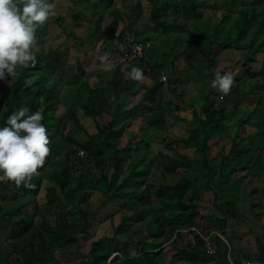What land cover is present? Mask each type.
Returning a JSON list of instances; mask_svg holds the SVG:
<instances>
[{
    "label": "trees",
    "instance_id": "obj_1",
    "mask_svg": "<svg viewBox=\"0 0 264 264\" xmlns=\"http://www.w3.org/2000/svg\"><path fill=\"white\" fill-rule=\"evenodd\" d=\"M81 1V7L98 16L95 20L97 29L91 34L100 37V23L106 10L111 8V1L99 0V6H96L97 2L93 0ZM151 3L150 21L152 28L157 31L156 35H152L149 29L139 32L133 29V22H130L128 31L121 30L119 37L123 40L125 38L127 46L124 54L128 52L130 43L150 42V47L144 55L129 61V66L130 69L134 65L141 66L144 69V77H149L152 83L149 85L142 80L135 81L131 78L119 81L118 74L123 68L121 62H117L109 72L99 69L93 83L90 79H80L74 87V96L66 101V104L69 107L81 105L85 115L95 119L97 136L89 134L86 140L75 139L67 132L69 123L65 122L60 132L50 139V147L52 153L59 149L60 145L54 141L58 136L71 147L64 152L62 158L52 159V162L43 167L44 171L39 169L40 174L33 177L35 188L25 187L23 184L17 186L11 181H0V216L17 215L16 223L21 230L28 233L34 229L40 238L38 245L31 242L27 250L23 251L21 258L26 264H41L47 254L55 252L58 242H78L77 236H70L67 232L68 220L78 218L87 222L90 215L97 214L108 204L116 202L121 203L120 212L128 209V205L133 202H137L138 207L123 214L121 222L114 226V236L99 238L98 246L88 252L85 264H109L110 260L111 264H180L177 261H183L185 254L190 250L196 253V258L191 259L192 264H221V260L228 262L229 244L222 241L220 236H213L212 239L220 238L223 246L210 254V241L202 238L194 228L204 235L218 231L225 236L230 219L242 218V211L237 207V203L241 194L240 188L244 187L245 176L235 175H240V172L248 169V173L253 176L257 165L261 169L264 168V68L254 70L250 64L256 60L258 53H264V9L255 4L254 0H216L215 5L223 6L227 13L217 22H213L200 18L199 0H152ZM171 4L176 12L181 13V17L172 20L166 18L165 14ZM113 13H117L119 20H124L118 9ZM53 19H56L67 38L74 35V31L69 30L66 25L65 17H51L37 31L40 42L47 40ZM117 21L110 23L108 34H102L105 41L103 49L117 50L122 54L123 50H118L114 43L118 31ZM126 34L129 36L125 37ZM159 37L163 39L162 46L157 41ZM172 41L170 53L169 46ZM186 42L190 43L188 48L195 53V71L202 75L205 91L188 100L180 98L182 104L192 106L193 114L191 118H182L189 122L190 127L189 134L179 141L184 147L200 152L201 158L196 160L180 151L174 156L160 155L162 159L159 165L167 173H181L182 180L213 192V206L206 213L199 210L194 195L185 200L180 182L157 184L147 183L145 180L143 190H127L121 187L120 181L122 175H125L124 180L146 177L150 168L159 160L158 156L150 157L148 154L155 137L154 131L168 130L167 115L170 107L175 105V109L180 110V106L173 101L166 103L163 94L155 93L150 111L134 115L141 119L137 129L139 137H132L125 144H121V135L126 131L127 125L135 121L129 116L136 108H144L148 94L162 82V77L174 73L177 51L185 49ZM228 49L246 52L241 67L244 73L242 76V71L234 73L231 92L240 89L241 94L230 112L226 101L231 92L223 95L218 89L211 87V80L216 71H230L228 64L218 58ZM35 53L37 63L24 67L21 72H17L16 77L9 75L12 81L7 87L3 88L0 80V98H3V105L0 101V126L7 123V117L17 108L29 107L26 98H31L30 105L40 106L44 114L43 122L52 133L58 127L56 107L61 103L59 88L70 74L66 72L62 77L56 76L46 54L41 51ZM107 75H111V78L105 83ZM182 82V78L175 81L169 79L167 84L175 94L177 85ZM93 88L99 90L100 99L115 103L112 119L106 123L99 120L102 112L95 105ZM139 95L138 100L133 103L132 100ZM252 101L253 110L245 122L250 123L257 131H248L244 136L238 132L232 142L231 151L219 147L220 139L225 135L230 136L227 121L236 115L240 105L251 106ZM72 117L73 121L82 127L79 119ZM121 121L123 124L119 123ZM140 150L144 154L133 157L132 153ZM81 151L85 154L81 155ZM129 160L131 162L125 168V163ZM45 178L51 179L61 191L49 196L48 202L54 203L57 208L62 205L75 207L62 216L60 230L50 225L45 218L23 211L21 197L10 200L3 197L7 191H15L18 194L19 190L24 198L35 197L39 194ZM231 181L236 183L230 185ZM90 190L100 191L104 195L95 210L86 198ZM202 197L197 199L201 200ZM111 217H114L113 214ZM137 221L145 224L148 235L146 238H115L126 233ZM184 229H188L186 232L192 236V240L185 244L184 248H179L178 240L184 238ZM114 239L119 243L116 248L119 255L112 258L115 252ZM15 252L7 250L1 253L0 264H4L3 259Z\"/></svg>",
    "mask_w": 264,
    "mask_h": 264
},
{
    "label": "rangeland",
    "instance_id": "obj_2",
    "mask_svg": "<svg viewBox=\"0 0 264 264\" xmlns=\"http://www.w3.org/2000/svg\"><path fill=\"white\" fill-rule=\"evenodd\" d=\"M93 1L97 2L99 0ZM110 1L111 8L106 10L104 19L100 23V37H96L91 34L95 31V29H97V23L95 20L98 18V16L93 15L90 10L81 7L83 5L81 0H54L57 12L54 17H65L66 25L68 26L69 30L74 31V35L67 38L64 30L58 25L56 19H53L51 22V30L47 34V40L40 42V40L37 38V43L34 46L33 51H41L46 54L54 74L60 77H62L66 72L70 74V77L67 78V81L64 80L59 88L61 103L56 107L58 127L53 130L50 135V139L60 132L61 127L65 122L69 123L67 132H69L70 135L75 139L83 141L89 137V134L97 136L98 132L95 119L85 115L81 105L76 104L69 107L66 104V101L70 100L74 96V87L76 83L82 78L90 79V82L92 83L95 82L97 76L94 75L99 68L103 69L104 64H111L112 67H114L117 62L123 63V68L118 74V80L123 81L124 79L129 78L127 73L130 71V62L127 61L125 54L122 51L125 50L127 45L125 38L123 40V38H120L119 36L121 30L128 31L130 22H133V29H137L139 32L149 29L152 35H156L157 31L152 28L150 21L152 0ZM215 2L216 0H199L198 11L200 18L217 22V20L227 13V9H225L223 6L217 7ZM254 3L262 6L264 9V0H254ZM95 5L99 6L100 3L97 2ZM115 9H118L122 13L124 18L123 21L118 19L119 17L116 15L117 13H113ZM180 14L181 13L176 12L174 5L171 4L165 15L167 19L172 20L175 17H181ZM113 21L118 22V31L114 37V43L118 46V50L121 49L122 54L117 50L108 51L103 49L105 41L102 39V34H108L111 29L110 23ZM190 23L189 29L191 27ZM126 36L129 35L126 34L125 37ZM157 39V41L161 43L160 46H162L163 39L161 37ZM172 43L173 41L170 43L169 50L172 49ZM189 44L190 43L186 42L184 44L186 48H181L177 51V68L174 70V73H172L171 76L166 75L165 77H162V82L158 86L154 87L153 90H151V92L148 94L144 108H136L132 115L129 116L130 118H134L135 121L132 122V124L127 125L126 131L121 135V144H125L132 137H139L140 135L137 129L140 125L141 119L134 115L143 111L146 113L150 111L155 93L163 94L166 103L173 101L174 104H178L180 106V110L175 109V105L170 107L169 113L167 115V121L169 124L168 130L154 131L155 137L152 141L150 149L148 150V154L150 157L158 156L157 158H159V160H157L150 168L149 174L146 177L124 180L123 178L125 175H122L120 177V181L121 187L127 190H133L135 188L143 190L146 185L143 184L145 180L147 183L153 182L157 184H175L180 182L182 184V195L184 196L185 200H189V198L194 195L195 204L199 206L200 211L206 213L205 210L211 206L209 204L212 203L213 192L210 190L206 191L205 188L201 189L196 184H191L182 180L181 173L169 174L161 167V165H159V161L162 159L160 155L169 154L174 156L180 151L187 153V155L193 159L197 160L201 158L200 152H197L193 148L184 147V144L179 141L180 138H184L189 134L190 127L189 122L184 121L182 118H191L193 114L192 106L188 104H182L180 102V98L188 100L191 97L196 96L198 93L205 91V81L202 78V75L200 76V74L195 71L196 57L195 53L188 48ZM245 54L246 52L244 51L228 49L223 51L218 58L221 61L227 63L230 67V71L234 74L242 71L241 67L245 59ZM101 56H106L107 59L101 61ZM250 64L254 70L263 69L264 53H258L256 55V60ZM23 69L24 67H18L17 72L19 73ZM243 73L244 72L242 71L240 75L242 76ZM14 77H16V75ZM110 78L111 75H107L105 77V83H107ZM177 78H182L184 82L177 85L178 90L175 94H173L169 88V84H167V81L169 79L175 81ZM11 81L12 79L9 77L7 80H2V87H7ZM142 81L149 85L152 83V80L147 76L144 77ZM247 82H249V80H247ZM236 83L237 82H235V84ZM171 86L174 87L173 84H171ZM240 94L241 90L237 89L228 95L226 105L229 112L233 109L234 102ZM139 97L140 95L133 99L132 102H136ZM93 99L95 101L96 107L102 112V116L99 117L101 123L110 121L112 119V112L115 110V103L111 101L106 102L105 100L100 99L99 90L97 88H93ZM31 100V98H26V101L29 103V107L33 111L41 110L39 105H30ZM0 101L3 105V98H0ZM254 101H252L251 106L246 104L240 105L236 115L227 121V125L230 130V136H223L219 141V147H224L226 151H231L233 145L232 142L236 139V134L238 132L241 134V136H244L248 131H257L255 127L250 126V123L247 124V122H245L247 116L252 113ZM72 116H76L79 119L82 127H79V125L73 121ZM252 117L254 118V116ZM119 123L123 124V121ZM125 123L127 124V122ZM54 141H57V145H60V147L54 153H52V151L50 152L45 164L41 167L43 171V167H45L52 159L62 158L64 156V152L68 150L69 147H71V145L69 146L67 143H64L61 136H58V138ZM143 154L144 152L142 150L132 153L133 157L141 156ZM263 155L264 153H262V156ZM163 158L165 159V156ZM130 162L131 160L125 163V168L128 167ZM242 173L245 174L243 175ZM241 175L245 176L246 183L244 182V187L240 188L241 194L237 203V207L240 210L243 208L242 203H244L246 199L249 200V195L251 199L256 200L255 205H258V203L262 201V197H264V168L261 169V167L257 165L255 167V174L253 176L248 173V169H244L242 172H240V175L235 176L237 177ZM235 183L236 182L231 181L230 185H234ZM17 192L18 194L15 191H7L3 197L5 200L21 197L20 200L24 204L23 211L38 215L39 218H45L47 222L50 225H53L57 230L61 229L60 223L62 216L75 208L70 205H62L61 207L57 208L54 203L48 202L49 196H52L56 193H61L54 182L49 178L44 179L41 190L35 197L24 198L20 190ZM202 194L204 197H202ZM246 195L247 197H245ZM103 196V193L100 191L90 190L88 191L86 198L92 204L91 208L94 209L100 204ZM199 196L202 197L201 200L197 199ZM120 206L121 203L119 202L110 203L107 205V207L98 211L97 214L90 215V218L87 222L79 220L78 218L68 220V234L73 237L77 236L79 240L78 242L71 243L58 242L56 253L53 252L47 255L53 257L51 259V264H58L56 263L57 260H63L64 258H62V253H66V255H68V258L63 260L64 263H66L68 259L70 260V263L66 264H85L88 252L91 248L98 246L99 238L104 236H114V226L121 222L124 213H126L128 210V212H130V210L133 208H137L138 203H130L128 205V209H125L121 212L119 210ZM112 214L114 217H111ZM241 215L244 216V212H242ZM17 217L18 216H15V214H10L7 217H0V225H2L4 229H2L3 231L0 232V237H2L0 244H2V248H6L5 250L16 251L15 254L8 256L10 257L12 263L22 264L23 259L20 256L22 255L23 251L27 250L31 242H35V245H38L40 238L36 235V231L34 229L28 233H24L16 223ZM2 226H0V228H2ZM185 232L186 231H184V238L178 240L179 248H184L185 244H188V242L192 240V236ZM126 236H130L134 239L146 238L148 235L145 224L141 221H137L126 233L120 234L115 238L119 239ZM118 244V241L114 239V253L118 252L116 251V248L119 246ZM25 247L27 248L24 249ZM170 252L173 253L172 250ZM191 256L192 255L190 252H188L187 255L184 256L183 261L177 262L180 264H192Z\"/></svg>",
    "mask_w": 264,
    "mask_h": 264
},
{
    "label": "clouds",
    "instance_id": "obj_3",
    "mask_svg": "<svg viewBox=\"0 0 264 264\" xmlns=\"http://www.w3.org/2000/svg\"><path fill=\"white\" fill-rule=\"evenodd\" d=\"M57 14L54 0H0V80L17 75L18 67L37 63L33 51L37 43V31L51 17ZM101 61L107 59L100 57ZM111 64H104L105 72L111 71ZM127 76L135 81L144 78V69L139 65L131 67ZM234 74L231 71H216L211 87L223 95L231 92ZM41 110L33 111L21 106L0 126V181L35 188L33 177L45 164L51 152L50 131L43 122ZM119 253H113V257ZM111 264V260L109 261Z\"/></svg>",
    "mask_w": 264,
    "mask_h": 264
},
{
    "label": "crops",
    "instance_id": "obj_4",
    "mask_svg": "<svg viewBox=\"0 0 264 264\" xmlns=\"http://www.w3.org/2000/svg\"><path fill=\"white\" fill-rule=\"evenodd\" d=\"M125 50H123V52H126ZM176 65H177V61H176ZM99 69L94 76L98 75ZM169 76H171V74H169ZM263 159H264V155H263ZM248 197L249 200L246 199L244 203H242L243 208H241L242 212H244L245 215L242 216V218L230 219V223L228 224V227L225 230L226 234L225 236L222 235L225 238V239L222 238V241H225L229 244L230 258L235 261H240L242 258H246V257L255 260H259L264 257V197H262V201L259 202L258 205H255L256 204L255 199H251L250 195ZM209 205L211 206H209V208L205 210L206 212L213 206L212 203ZM2 229L3 226L2 228H0V232L4 230ZM1 238L2 237H0V240ZM209 241H210V250H211L210 254H213L217 249H221L223 246V242L220 241V238H213L212 240ZM1 245L2 244H0V254L7 251L5 250L6 248L5 249L2 248ZM26 248L27 247H25L24 249ZM189 252L192 255L191 259L196 258L195 251L190 250ZM47 255L43 258L41 264H51V259L53 257ZM185 255H187V253ZM62 258H64L63 260H66L68 258V255H66V253L65 254L62 253ZM63 260L60 259L57 260V262L55 260V262L58 264L70 263L69 259L66 261V263H64ZM3 263L14 264L12 263L10 257L4 258ZM22 264H26V263L23 262ZM221 264H228V262L225 260H221Z\"/></svg>",
    "mask_w": 264,
    "mask_h": 264
},
{
    "label": "built area",
    "instance_id": "obj_5",
    "mask_svg": "<svg viewBox=\"0 0 264 264\" xmlns=\"http://www.w3.org/2000/svg\"><path fill=\"white\" fill-rule=\"evenodd\" d=\"M150 47V42L149 41H144V42H139V43H130L128 44V52L125 54V57L127 61H131L136 57L144 55V53L149 49ZM81 155H84L85 152L81 151ZM195 230L198 231L200 236L204 238L205 240H212V237L215 235L220 236L221 238L225 239L221 233L218 231H212L209 235H204L202 232H200L197 228H194ZM183 231H188V229H184ZM228 263L229 264H264V257L259 260L251 259V258H242L240 261H235L230 258V247L228 250Z\"/></svg>",
    "mask_w": 264,
    "mask_h": 264
}]
</instances>
